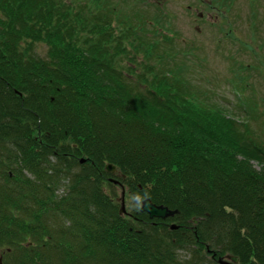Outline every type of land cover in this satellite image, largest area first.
<instances>
[{"label": "trees", "instance_id": "1", "mask_svg": "<svg viewBox=\"0 0 264 264\" xmlns=\"http://www.w3.org/2000/svg\"><path fill=\"white\" fill-rule=\"evenodd\" d=\"M118 6L0 0L2 264H264V137L157 50L140 73L119 67L148 22ZM146 199L179 214L151 219Z\"/></svg>", "mask_w": 264, "mask_h": 264}, {"label": "rangeland", "instance_id": "2", "mask_svg": "<svg viewBox=\"0 0 264 264\" xmlns=\"http://www.w3.org/2000/svg\"><path fill=\"white\" fill-rule=\"evenodd\" d=\"M116 1L120 2L119 15L130 16L137 23L135 28L142 29L140 22H148L143 26L146 32H142L144 47L136 51L128 43L126 56L118 57L119 67L127 72L135 67L140 73L149 54L146 47L157 50L153 56L162 55L167 60L163 68L180 72L197 95L207 94L212 104L217 102L226 114L246 120L255 133L264 137V0L251 5L250 0ZM43 45L39 44L36 51L44 57ZM148 62L154 63L151 59ZM242 65L250 68L242 71ZM248 105L251 110L246 109ZM253 164L255 169L261 168ZM67 187L69 179L59 184L57 195L61 199ZM121 191L115 189L116 200L121 203L124 198L125 205L128 200L132 203ZM196 220V224L193 219L190 222L198 225ZM64 222L66 227L71 226V220ZM180 254L190 255L186 251ZM210 259L206 257L205 261ZM223 259L229 261L228 257Z\"/></svg>", "mask_w": 264, "mask_h": 264}, {"label": "water", "instance_id": "3", "mask_svg": "<svg viewBox=\"0 0 264 264\" xmlns=\"http://www.w3.org/2000/svg\"><path fill=\"white\" fill-rule=\"evenodd\" d=\"M84 161L85 160H82V163ZM106 170L109 173H112V174L117 173L116 166H114L112 164H108L106 166ZM123 197H124V193H123ZM141 212L148 214L151 219H161V220H166L169 217H175L177 214H179V211H177V210L173 211V210H170L169 208H167L165 206H157V205H155L154 203H152V201L150 199H146V200L143 201L142 207H141ZM120 214L121 215L128 214L127 210H126V205H125V199L124 198L122 200ZM193 221H194L195 224L197 223L196 219H194ZM177 228H178L177 225H172L171 226V229H173V230H175ZM228 258H229V261L220 258L218 260V262L220 264H237L238 261H239V259L237 257L230 256Z\"/></svg>", "mask_w": 264, "mask_h": 264}, {"label": "flooded vegetation", "instance_id": "4", "mask_svg": "<svg viewBox=\"0 0 264 264\" xmlns=\"http://www.w3.org/2000/svg\"><path fill=\"white\" fill-rule=\"evenodd\" d=\"M16 153H17V154H20L19 151H16ZM26 173H27V172H26ZM28 175H29V174H28ZM29 176H31V175H29ZM31 179H32V176H31ZM1 256H2V253L0 254V263L2 264L3 258H2Z\"/></svg>", "mask_w": 264, "mask_h": 264}]
</instances>
